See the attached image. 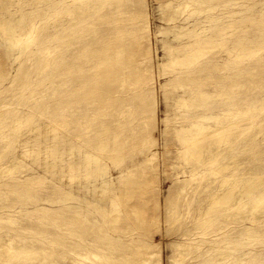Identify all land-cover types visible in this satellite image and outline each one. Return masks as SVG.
<instances>
[{
	"label": "bare ground",
	"instance_id": "6f19581e",
	"mask_svg": "<svg viewBox=\"0 0 264 264\" xmlns=\"http://www.w3.org/2000/svg\"><path fill=\"white\" fill-rule=\"evenodd\" d=\"M106 1L109 0H0V9H4L0 12V31L21 44L19 57H22L23 61L11 79L10 86L6 85L4 90L0 89V156L12 149L11 157H14L10 164L3 168L0 166V172H12L18 164H22L18 158L25 159L35 154V151L41 148V141L48 137L47 129L56 128L66 132L72 123L74 126L85 127L82 122L93 116L90 115L89 106L80 107L88 100L84 93L87 87L97 88L102 82L106 86L105 90L110 91L109 86L114 85L117 75L121 74L123 81L133 79L136 85L140 83L142 76L146 75L148 49L142 41H130L127 34L121 33L122 30H118L117 34L121 42L119 49L113 48L103 39L100 49L91 47L92 43L86 41L88 34L84 32L93 27L89 16L101 10ZM246 1L186 0L184 5H195L191 14H186V17L179 20L173 19L175 27L178 28L174 37L180 42L178 47L170 50L173 55L172 62L189 66L177 70L174 79L186 82L182 87L188 99L179 96L176 102L178 109L187 107L189 110L179 116L178 122L181 126L177 128V133L182 145L180 153L186 165L183 170L190 175L180 181L177 200L169 205L166 211V221L173 220L174 232L181 239L174 243L176 251L172 264H264V250L253 252V247H250L256 245L255 243L264 242V173H257L255 164H249L239 173L234 172L243 162L241 156L239 157L241 151L238 152L241 147L237 149L238 144H241L242 134L245 135L253 128L264 133V99L249 100L243 109H237L236 106L245 102L233 103L232 107L233 104L229 101L228 108L216 114L197 111L198 108L209 107L216 97L210 90H205L201 82V77L207 70L216 67V61L213 58L199 61V58L208 52L209 44L214 43L211 41L217 40L218 46L228 45L225 59H228L227 68L230 67V71H233L220 77L221 81L213 87L220 97L230 98L234 90H244L246 87L247 80L241 79L245 69L233 57L245 59L264 49V21L253 27L251 37L245 35L250 31V26H243L246 28L242 27L241 30L226 31L231 27L227 22L234 24L240 19L245 20L254 8L264 16V0ZM121 3L122 0H112L110 7L114 14L120 13ZM221 15L222 18H219ZM199 17L205 18V22L210 25V35L196 29ZM24 30L26 32H23ZM18 32L19 34H16ZM65 33L75 40V45L57 44L62 39L60 36ZM24 34L27 35L25 39L22 38ZM36 39L35 46L30 48ZM201 43L207 46H202ZM122 48L124 51L120 55ZM76 49L81 52L76 53ZM236 49L239 52L235 54ZM107 51L114 52L111 58L115 66H111V69L117 70L110 71L98 62L101 52ZM255 63L264 64V53ZM61 66L65 68L62 70ZM78 68L82 69L84 75L76 80L74 73ZM75 82H79V86ZM40 86H43L39 95L41 98L37 97ZM121 88L125 86L122 85ZM130 88H134L133 98L137 97V93L143 92L142 89L136 90V87ZM28 90L30 94L27 93ZM55 91L65 93L64 100L67 102L63 104L62 98L51 110L43 100L46 95H54ZM73 95L80 97L72 99ZM38 109L40 117L36 116ZM69 115L70 119H67ZM58 116L63 118V125L57 124ZM210 119H215L216 123L209 124L207 121ZM26 124L32 126L22 132ZM104 129L106 131L109 128ZM102 137L103 130L85 127L84 132L76 136L77 139H82L80 146L72 145L70 148L80 155V161L69 162L68 168L73 169L81 164L87 167H102V158H107L110 153L100 150V153L93 155L91 151L85 150L87 146L101 147ZM76 138L69 137V140L74 141ZM30 142H34L35 146L30 148ZM251 144L253 139L243 145V154L252 147ZM111 151L120 152L118 144ZM152 157L144 162L136 177L128 182L126 190L118 194L108 191L109 208L98 207V222L91 224L94 230L87 225L90 224L89 213L84 215L85 220L81 221L80 240L76 239V231L67 227L69 238L78 241L76 244L85 246L84 250H74L70 253L71 264H161L160 239L157 243V239L153 237L159 232L160 221L153 212L149 217L146 216L150 206L156 209L158 203H148L144 193L147 187L153 188V179H145L148 168L144 166L150 163V170H154L155 166L150 162ZM227 169L231 170V174H222ZM130 174L131 171L128 170L127 175ZM31 178L28 174L23 178L17 176L6 181L0 179V188L11 189ZM143 188H146V191H143ZM124 197L126 201L122 202ZM133 198H136V203H131ZM66 208H71V211L69 216L67 213L68 217H65L64 222H54L74 225L78 218L77 206L54 209L35 206L31 210L14 207L2 214L7 219L17 216L25 220L32 219L35 213L57 214ZM37 218L38 216L35 217ZM35 221L41 222V218ZM106 224L110 227L107 228ZM14 233H0V252L6 250L10 258L20 254L32 257L35 253L46 254L51 249L39 264L53 262L50 254L52 248L57 246L40 247L39 251H36L35 246L39 240H43L42 238L38 236L35 239L28 234L22 236ZM6 261L10 262L6 259L2 264Z\"/></svg>",
	"mask_w": 264,
	"mask_h": 264
},
{
	"label": "rangeland",
	"instance_id": "374dc122",
	"mask_svg": "<svg viewBox=\"0 0 264 264\" xmlns=\"http://www.w3.org/2000/svg\"><path fill=\"white\" fill-rule=\"evenodd\" d=\"M185 1L122 0L120 13L114 14V11L110 7L112 0H109L103 4L101 10L95 11L89 16L93 27L92 29L90 28L91 31L88 30L84 33L88 34V37L85 39L87 42L92 43L91 47L100 49L101 39H103L104 41H108L113 48L119 49L121 42L117 38V34H119L118 30H122L121 33L127 34L130 41L137 39L138 41H142L147 47L148 71L139 80L140 83L138 85H136V81L133 79L123 81L120 74L117 75V78L115 77L116 82L113 83L114 85L109 86L113 91L111 89L110 91H106V86L102 82L100 83V87H87L88 89L86 88L84 91L88 100L82 103L80 107L86 108V106H89L91 110L90 115L93 116L82 123L85 127L90 126L91 129L103 130L102 146L99 148L87 146L85 150L91 151L93 155L100 153V150L110 153L107 158H102V167L98 165L87 167L81 164L76 165L73 169L68 168L69 162L78 163L80 161V155L70 148L72 145L80 146L82 139H77L76 136L85 130L83 125L74 126L72 123L66 132L61 129L57 130L56 128L47 129L48 137L41 141L43 142L41 148H38L35 154L25 159L18 158L19 161H22V164H18L12 172H0V179L5 181L17 176L21 178L28 174L32 176L30 180H25L22 184L13 186L11 189L0 188V233L2 235L5 232H15L14 234H21L22 236L28 234V236L35 239L39 236L43 240L37 242L38 245L35 246L36 251H39L40 247L57 246L52 248L53 251L50 254L53 262L48 264H71L72 255L70 253L74 250H84L85 246L76 244L78 241L69 238L67 227L74 229L76 231V239L80 240L81 221L85 220L83 216L89 213L90 224L87 223V225L90 229L94 230L91 224L98 222L100 216L98 207L109 208L108 191L118 194L122 190H126L128 182L136 177L144 162H147V159L153 156V160L150 162L155 166L153 167L154 170H150V163L144 165L148 168L145 179L150 181L153 179L151 182L153 188L147 187V189L143 188L142 190L146 189L148 191L145 190L146 192H144L148 203L156 201L158 205L156 209L155 207L152 209V206H150L146 212V216L149 217L153 212L160 221L159 232H156L157 234L155 233L153 237L157 239V243L160 239L161 264L173 263V256L176 251L174 243L181 239L174 232L175 226L172 223L173 220L166 221V211L167 207L177 200L180 181L190 175L185 169L183 170L186 165L184 157L180 153L182 145L177 133V128L181 126L178 122L179 116L183 115L185 110H189L187 107L178 109V103L176 102L179 96L188 99V95L184 93L182 87V84L186 82L174 79V74L177 70L188 68L189 66L173 63V55L170 51L172 48L178 47L180 42L174 37L175 31L178 30L174 25V21L191 14V10L195 6L191 3L184 5ZM250 1L247 0L246 2ZM3 11L4 9H0V12ZM247 15L245 20L237 19L239 21L234 24L233 22H227L226 24L231 25V27L227 28L226 31L232 29L241 30L243 26H250V31L246 32L245 35L248 37L253 36V27L258 26L261 21H264V16L260 15L255 8ZM219 18H222V15ZM58 19L64 18L58 17ZM198 23L196 29L206 35H210L211 28L208 22H205V18L199 17ZM93 31L94 33H92ZM23 32H26V30ZM16 34H19V32ZM26 37V34L22 36L23 39ZM34 37H36V33ZM60 37L62 39L59 40L58 45H75V40L67 36L66 33ZM219 37L217 38L219 39ZM212 39L210 38V40ZM36 42L37 39L30 45V48L34 47ZM211 42L215 44H209L208 52L202 55L199 61H206L210 58L216 61V67L207 70L201 77L202 87L205 90L213 92L216 97L209 107L198 108L197 111L202 113L214 112L216 114L228 108L229 101L230 104L245 102L243 105H237V109H243L249 100L262 101L264 99V64L258 65L255 62L259 60L260 56H263L264 49L245 59L233 57L240 66L244 67L245 73L241 79L247 80V83L244 90L241 88L234 90L231 93L230 99L227 98L228 96H218V92L213 88L221 81L224 74L233 73V71H230V67L227 68L228 59H225L228 45L226 46L223 43L224 45L220 44L218 46L217 40ZM20 45L0 31V89L2 90H4L6 85L10 86L11 79L15 76L18 67L22 64L21 62H23L22 57H19ZM201 45L207 46L205 43H201ZM75 51L76 53L81 52L78 49ZM123 51L124 48H122L120 55ZM237 52L239 50L236 49L235 54ZM113 54L114 52L110 51L101 52L98 59V62L102 63L107 69L109 68L110 71L117 70L116 68L111 69V66H115L111 58ZM104 61L109 62L105 63ZM121 64L123 63L121 62ZM64 68L65 66H61L60 69L63 70ZM100 68H98V71H100ZM83 75L82 69H75L74 77L76 80ZM234 78L236 79V76ZM78 83L75 82L77 85ZM122 85L125 88L122 89ZM42 87L40 86L39 90H37L39 91L37 97H40L39 95L43 91ZM130 87H136V90L142 89L143 92L137 93V97L133 98L132 93H134V88ZM29 91H27L28 94H30ZM54 93V95H46L43 100V103L49 105L51 110L62 98V100L66 98L65 93L60 94L59 91H55ZM9 94L11 93L9 92ZM3 95L6 94L3 93ZM78 97L80 95H73L72 99H78ZM66 102L67 100H64L62 103ZM88 102L90 103L87 104ZM234 104L231 106L233 107ZM39 111L40 109L36 111V116L38 117L41 116ZM75 114L77 116L78 112ZM68 118L70 119V115L67 116ZM57 119V124H64L62 117L58 116ZM207 122L213 125L216 123L215 119H210ZM30 125L26 124L25 127L23 126L21 131L29 130L32 126ZM106 127L109 129L105 131L104 128ZM88 132H91V130H88ZM69 137L76 138L75 142L69 140ZM252 139V147H249V150L243 154V145L247 141L251 140L252 142ZM115 141H117L116 145ZM117 144L120 152L111 151ZM239 144V147L237 148L236 146V148H242L238 152L240 153L241 151L239 157L241 156L240 158L243 159H241L243 162L234 172L239 173L244 171L245 167L249 164H255L258 168L256 172L264 173V133L259 132L257 128L250 129L245 135L242 134V145ZM29 145L30 148L35 146L34 142L33 144L30 142ZM249 153L254 154L251 155ZM11 155H13L12 149L1 154V168L10 164L14 158ZM128 170L131 171L130 175H127ZM229 173L231 174V170L227 169L222 174ZM125 201L126 198H122V202ZM133 202L136 203V198L132 199L131 203ZM35 206H44L50 209L77 206L78 218L75 224L71 226L64 223H60L62 224L60 225L54 222L55 220L64 222L67 213L69 216L71 208H66L62 213L57 214L35 213L32 215V219L25 220L17 216L7 219L2 214L5 210L13 209L14 207L31 210ZM70 215L72 216V213ZM36 216L41 218V222L35 221L38 219H35ZM106 227L109 228L110 226L106 224ZM22 232L27 233L24 234ZM255 244L250 246L253 247V252L264 250V242ZM5 251L0 252V264L6 259L10 262L6 261L5 264H39L46 254L51 252V249L46 254L35 253L32 257L20 254L19 256L16 255L18 257L13 258H10Z\"/></svg>",
	"mask_w": 264,
	"mask_h": 264
}]
</instances>
